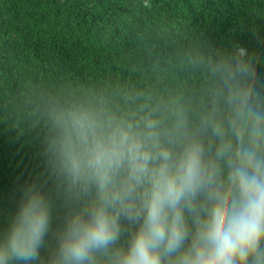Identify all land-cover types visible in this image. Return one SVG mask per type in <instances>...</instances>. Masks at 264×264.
I'll return each instance as SVG.
<instances>
[{
	"label": "clouds",
	"instance_id": "obj_1",
	"mask_svg": "<svg viewBox=\"0 0 264 264\" xmlns=\"http://www.w3.org/2000/svg\"><path fill=\"white\" fill-rule=\"evenodd\" d=\"M189 99L42 101L46 173L0 264H264V78L247 49L197 51Z\"/></svg>",
	"mask_w": 264,
	"mask_h": 264
},
{
	"label": "trees",
	"instance_id": "obj_2",
	"mask_svg": "<svg viewBox=\"0 0 264 264\" xmlns=\"http://www.w3.org/2000/svg\"><path fill=\"white\" fill-rule=\"evenodd\" d=\"M235 46L264 78V0H0V229L46 173L45 98L162 107L193 95L195 52Z\"/></svg>",
	"mask_w": 264,
	"mask_h": 264
}]
</instances>
